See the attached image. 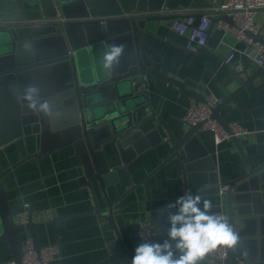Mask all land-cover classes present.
<instances>
[{
  "label": "crops",
  "instance_id": "0c3cea01",
  "mask_svg": "<svg viewBox=\"0 0 264 264\" xmlns=\"http://www.w3.org/2000/svg\"><path fill=\"white\" fill-rule=\"evenodd\" d=\"M226 1L169 0L161 12L138 14L152 17L138 32L146 65L182 82L204 99L214 97L221 102L237 91L246 82V73L251 76L262 68L240 55L229 65L225 64L233 49L246 47V42L213 26L205 50L192 53L186 49V38L172 24L179 12H206ZM3 5L4 0H0V17ZM255 21L258 33L264 37V11L256 14ZM125 54L126 51L122 56ZM148 85L152 108L179 139L188 129L182 119L195 101L176 86L155 77L148 76ZM57 115L62 117L61 112ZM220 115L227 123L238 122L247 129L248 134L240 138L247 160L251 168L263 165L264 69ZM156 125L162 140L167 141L165 127L153 120L143 129L142 146H149L157 139L147 136ZM24 132L23 138L0 149V173L40 151V124L25 126ZM198 138L210 160H198L200 164L186 176L177 158L160 167L173 151L170 144L164 143L143 151L119 169L118 182L107 186V193L97 177L92 178L91 189L84 178L76 145L69 143L22 163L2 183L15 220L26 222L33 212L42 247L59 248L51 264H131L132 256L126 261L119 255L123 249L131 252L143 243L142 223L153 220L155 240L163 242L167 238L168 220L160 210L189 191L211 200L212 213L221 214L227 220L226 191L221 195L220 190L246 175L248 168L232 139L217 146L213 135L206 130L199 131ZM258 177L264 204V175ZM249 217L252 220L248 229L250 242L245 252L257 258L258 264H264V221L258 216ZM21 237L24 240L31 236L25 232ZM255 241L257 245L251 243ZM11 260L7 244L0 246V264ZM240 262L248 263V260ZM202 264H207L206 258Z\"/></svg>",
  "mask_w": 264,
  "mask_h": 264
},
{
  "label": "water",
  "instance_id": "95a60500",
  "mask_svg": "<svg viewBox=\"0 0 264 264\" xmlns=\"http://www.w3.org/2000/svg\"><path fill=\"white\" fill-rule=\"evenodd\" d=\"M168 2L4 0L0 17L3 23L0 26V149L23 138L24 127L28 125L40 124L42 139L37 154L28 155L0 173V246L7 244L17 264L22 262L21 236L25 232H29L33 238L37 251L42 248L39 224L33 220V212L29 213L26 222L16 221L2 183L3 178L22 163L74 143L87 184L93 189L92 178L97 177L107 193V186L118 182L119 169L127 166L143 151L157 145L167 143L173 148L160 167L177 158L184 176L200 164L198 160H210L208 151L198 138L202 124L188 127L178 139L151 106L148 76L176 86L196 104L205 102L202 95L146 65L143 59L138 32L152 17L138 14L161 12ZM32 20L50 22L37 25L27 23ZM218 20L213 19L210 30ZM224 20L232 23L230 18L224 17ZM246 35L264 46V37L259 33L247 32ZM26 41L32 45L30 51L23 47ZM114 44L127 46V54L120 57L119 63L112 69H105L103 56ZM262 69L264 66L251 76L246 73V82L213 110L212 117L226 131L230 132L229 123L220 115L221 111ZM28 87L39 90L37 99L40 103H48L47 112L40 111L39 106L37 109L28 106L23 99ZM59 112L61 118L57 115ZM153 120L165 127L169 138L164 142L156 125L147 136L157 139L149 146H142L140 139L144 136L143 129ZM232 141L248 172L229 183L225 192L227 221L238 240L235 246L227 248L228 257L222 264H258L257 258L248 256L245 249L250 242L248 229L252 220L249 216H258L264 221L258 177L264 175V164L251 168L241 140L232 137ZM251 243L257 245L256 241ZM135 249L131 252L123 249L119 258L127 261L134 257ZM205 258L208 260L209 255ZM244 259L248 263L240 262Z\"/></svg>",
  "mask_w": 264,
  "mask_h": 264
},
{
  "label": "built area",
  "instance_id": "2783aa9c",
  "mask_svg": "<svg viewBox=\"0 0 264 264\" xmlns=\"http://www.w3.org/2000/svg\"><path fill=\"white\" fill-rule=\"evenodd\" d=\"M260 11H264V0H227L209 11L198 13L197 11H182L173 19L172 24L175 31L186 38V49L192 53H199L206 48L210 36V28L213 19L219 16L215 26L224 34L235 35L246 42V47L233 49L232 53L225 60L229 65L237 55L249 59L259 67L264 66V46L253 42L246 33H258L255 16ZM224 17L230 18L232 23L226 22ZM49 20H32L28 24L47 23ZM50 22V21H49ZM3 23L0 21V26ZM220 102L214 97H207L204 103L192 104L182 123L186 127L202 124V130H206L213 135L214 142L220 146L224 142L230 141L232 137L242 138L248 131L238 122L229 123V131H226L213 115V110ZM227 187L220 190L222 195ZM141 237L143 240L152 242L156 239V225L153 220H146L141 225ZM142 240V242H144ZM228 246H219L210 252L207 264H222L228 257ZM22 262L20 264H51L59 253V248L55 245L42 247L40 251L35 248L34 240L27 237L22 240ZM2 264H17L14 260Z\"/></svg>",
  "mask_w": 264,
  "mask_h": 264
},
{
  "label": "clouds",
  "instance_id": "9594fccd",
  "mask_svg": "<svg viewBox=\"0 0 264 264\" xmlns=\"http://www.w3.org/2000/svg\"><path fill=\"white\" fill-rule=\"evenodd\" d=\"M26 51H30V42H24ZM125 50L124 45H111L103 56V67L112 69ZM39 90L35 87L25 89L23 99L31 109L48 111V103L37 99ZM212 201L190 191L166 208L161 209L167 215V238L163 242L144 241L135 249L131 264H202L205 257L219 246L233 247L238 237L226 218L212 213Z\"/></svg>",
  "mask_w": 264,
  "mask_h": 264
}]
</instances>
